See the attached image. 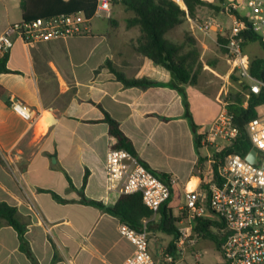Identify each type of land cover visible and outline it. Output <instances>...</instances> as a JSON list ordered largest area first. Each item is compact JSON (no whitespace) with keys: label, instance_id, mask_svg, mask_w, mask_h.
I'll use <instances>...</instances> for the list:
<instances>
[{"label":"crops","instance_id":"crops-1","mask_svg":"<svg viewBox=\"0 0 264 264\" xmlns=\"http://www.w3.org/2000/svg\"><path fill=\"white\" fill-rule=\"evenodd\" d=\"M116 7L121 19L93 24L92 17L88 34L27 46L15 39L0 55L8 69L0 73V202L16 208L38 264H123L133 251L118 232V218L81 203L86 198L113 205L119 197L107 189L105 156L114 140L105 113L118 123L138 160L165 176L170 199L175 191L183 199L184 190L208 171L213 151L203 133L225 109L220 96L226 90L203 59V42L184 23L164 35L181 44L189 34L198 50L197 82L179 87L182 98L170 72L133 49L140 34L137 26L126 27L133 13L117 4L110 15ZM13 11H19L18 20ZM20 21V0H0V34ZM106 61L126 79L156 84L124 86ZM14 105L29 117L20 116ZM149 221L151 237L160 232L158 215ZM18 246L14 229L0 223V264H31ZM156 246L150 239L149 248Z\"/></svg>","mask_w":264,"mask_h":264},{"label":"built area","instance_id":"built-area-1","mask_svg":"<svg viewBox=\"0 0 264 264\" xmlns=\"http://www.w3.org/2000/svg\"><path fill=\"white\" fill-rule=\"evenodd\" d=\"M111 3L112 0H97L93 17L104 13L109 18ZM221 12L230 20L229 27L209 19L202 29L226 37L228 75L234 74L242 88L248 87L243 93L245 107L249 94L259 93L264 86L250 76V60L243 51V33L247 30L264 41V0H231ZM89 21L83 13H74L9 25L0 34V55L11 49L15 39L27 46L88 34ZM14 110L23 118L29 117L18 105H14ZM245 129L257 153V164L248 163L238 154L227 155L222 160H216L212 154L208 157L205 177L183 192V204L179 208L182 217L178 221L180 237L175 242L174 254L183 251L185 243H195L192 234L195 222L200 219L219 224H212L210 230L221 238L219 253L223 264H264V115L250 120ZM237 132L232 117L224 109L203 133L204 141L214 147V153H219L231 144ZM105 175L109 192L140 194L143 204L154 214L171 196L169 186L124 149H108ZM118 232L133 246L123 264H158L150 253L147 220L139 231L120 223ZM174 254L165 255L167 264H173Z\"/></svg>","mask_w":264,"mask_h":264},{"label":"trees","instance_id":"trees-1","mask_svg":"<svg viewBox=\"0 0 264 264\" xmlns=\"http://www.w3.org/2000/svg\"><path fill=\"white\" fill-rule=\"evenodd\" d=\"M97 0H20L21 21L31 22L35 19H47L51 17L66 16L74 13H83L88 19L94 14ZM222 3V0H218ZM112 5H121L126 11L132 12L133 16L126 20V27L137 26L139 28V37L133 49L150 59L154 64L159 65L170 72L173 77V86L181 93L184 98L182 89L179 87L185 84L195 85L197 82V69L201 67L198 60V50L195 47V41L192 37L186 36L181 44L173 43L164 38V35L174 27L183 23L186 18L194 19L197 8L206 7L216 12L221 11L223 7L212 2L204 0H182V6L172 0H112ZM111 24V21L109 20ZM243 47L248 43H258L264 47L262 41L252 30L243 33ZM227 39L223 35H216V45L220 52L226 54ZM249 74L252 78L264 84V58L249 59ZM105 66L108 67L116 79L127 87H149L156 83L146 79L134 80L126 79L124 75L117 72L109 61ZM6 57L0 59V73H6ZM234 81L237 78L231 75ZM179 88V89H178ZM238 92H229L224 98L225 110L232 117V124L237 128V135L231 144L221 150L219 153L212 152V156L217 160H222L230 154H238L245 157L253 148L247 132L246 124L257 117L258 108L264 106V86L260 87L259 93H250L247 99V105L244 107V92L248 88H242L238 84ZM3 89L0 87V96ZM192 129L195 130L196 125L190 119ZM104 122L108 125V133L114 140V148L124 149L135 155L131 142L121 132L118 123L105 113ZM198 139H196V142ZM138 159V158H137ZM143 164V163H142ZM144 165V164H143ZM145 166V165H144ZM146 167V166H145ZM213 172L216 173L215 166H212ZM156 177L164 181V175L152 172ZM165 182V181H164ZM86 183V175L83 178L82 185ZM52 197L58 201L63 200L56 194L51 193ZM170 198L159 208L157 228L160 232L172 236V240L168 245L167 251L174 254L175 242L179 239L180 234L176 227V223L181 219L182 212L174 216L172 209L167 207ZM81 203L96 207L104 213L116 217L120 223L126 224L130 228L139 231L142 228V222L147 220V229L150 230V219L154 212L148 209L142 202L140 194H121L113 205H106L100 201L82 199ZM0 223H4L17 234L19 246L18 249L31 262L38 264L34 258L30 246L25 239L26 225L21 222L15 207L7 203L0 202ZM219 225L217 222L198 219L194 225V234L200 238L211 239L219 250L221 238L211 232L210 226Z\"/></svg>","mask_w":264,"mask_h":264},{"label":"rangeland","instance_id":"rangeland-1","mask_svg":"<svg viewBox=\"0 0 264 264\" xmlns=\"http://www.w3.org/2000/svg\"><path fill=\"white\" fill-rule=\"evenodd\" d=\"M230 1L231 0H222V3H219L218 0H214V4H218L219 6L223 7ZM177 4L182 6V1L178 0ZM118 8L116 7L114 15H110L109 18L106 17L104 13H98L94 15L92 19L93 24H98L100 22L107 23L108 20H111L113 17L116 19H121L123 13L119 12ZM13 17H15L14 19L18 20L19 11H13ZM209 19L215 20L224 27L230 25V20L223 13L216 12L215 10L206 7H199L196 10L195 18H186L183 22V27L187 28L191 32L192 36H194L198 41L203 42L201 53L204 61L211 64L220 75L221 78H219L218 81L219 86L223 84L225 85L224 89L226 90V93L220 96V100L224 101L223 98L229 92H238L239 88L237 81H234L231 78V75H229L228 78H225L230 70V65L226 62L225 54L221 53L216 45V35L220 34L205 32L202 29V24ZM186 36L190 37L189 34H184V39ZM243 51L248 55L249 59L264 58V47H261L257 42L246 44L243 47ZM257 111L259 115H264V106L259 107ZM208 145L211 146L210 144ZM211 148L213 151L214 148L212 146ZM169 201L173 215L178 216L180 210L179 208L183 204L182 197L177 191H175ZM176 227L177 229L180 227L178 223H176ZM192 235V237L195 239V243L193 245L185 243L183 245V251H180L179 254H174V257H172L174 260L173 264H223L219 250L211 239L197 237L194 232ZM152 238L157 244L155 248L150 247L152 258L158 264H167L165 255L168 254V242L172 240V236L158 232L156 235H151L150 239Z\"/></svg>","mask_w":264,"mask_h":264},{"label":"water","instance_id":"water-1","mask_svg":"<svg viewBox=\"0 0 264 264\" xmlns=\"http://www.w3.org/2000/svg\"><path fill=\"white\" fill-rule=\"evenodd\" d=\"M256 156V151L254 149H251L250 152L245 156V159L250 164H257Z\"/></svg>","mask_w":264,"mask_h":264}]
</instances>
